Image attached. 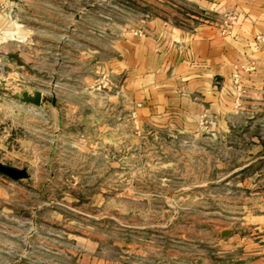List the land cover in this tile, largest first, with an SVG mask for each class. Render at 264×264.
<instances>
[{
	"label": "rangeland",
	"instance_id": "obj_1",
	"mask_svg": "<svg viewBox=\"0 0 264 264\" xmlns=\"http://www.w3.org/2000/svg\"><path fill=\"white\" fill-rule=\"evenodd\" d=\"M177 7L203 16L185 0H0L15 63L0 68V165L26 172H0V264H239L264 248V117L237 112L225 132L131 107L126 43ZM208 17L231 34L234 10ZM35 90L38 106L20 101Z\"/></svg>",
	"mask_w": 264,
	"mask_h": 264
},
{
	"label": "crops",
	"instance_id": "obj_2",
	"mask_svg": "<svg viewBox=\"0 0 264 264\" xmlns=\"http://www.w3.org/2000/svg\"><path fill=\"white\" fill-rule=\"evenodd\" d=\"M185 2L197 6L203 16L182 12L180 7L170 16H148L142 37L126 43L125 88L133 100L131 107L142 120L196 122L204 115L225 132L231 128L229 118L237 112L247 113L254 107L252 113L264 117V47L256 46L252 38L264 33V0ZM228 10H234L235 23L231 34L221 35L220 24L210 22L208 14L220 15ZM15 49L12 55L16 63H21L22 56ZM8 55L5 42L0 41V68L15 64ZM247 63L253 68L238 71L241 99L239 107L234 108L236 92L230 73L233 65ZM243 256L246 258H240L239 264H264V248L253 247Z\"/></svg>",
	"mask_w": 264,
	"mask_h": 264
},
{
	"label": "water",
	"instance_id": "obj_3",
	"mask_svg": "<svg viewBox=\"0 0 264 264\" xmlns=\"http://www.w3.org/2000/svg\"><path fill=\"white\" fill-rule=\"evenodd\" d=\"M19 97H20L21 102L23 101L26 103H31L34 106H38L41 100L40 91L38 90L32 91L30 94L26 92H22ZM0 172L5 174L6 176L8 175L12 179H18V178L24 177L26 173L25 170L24 171L18 170L13 167H9V166L5 167L1 165H0ZM226 233L228 234L229 232L223 231L221 235L226 234Z\"/></svg>",
	"mask_w": 264,
	"mask_h": 264
},
{
	"label": "built area",
	"instance_id": "obj_4",
	"mask_svg": "<svg viewBox=\"0 0 264 264\" xmlns=\"http://www.w3.org/2000/svg\"><path fill=\"white\" fill-rule=\"evenodd\" d=\"M234 16H232L231 18H233ZM225 23V22H224ZM224 30H220V34L223 35ZM253 41L255 43L256 46H259L261 48L264 47V33L263 34H256L253 37ZM253 68L252 63H247L246 66H238V70H243V71H247ZM238 70H234L231 74H232V79L233 82H237L239 80L240 74H238Z\"/></svg>",
	"mask_w": 264,
	"mask_h": 264
}]
</instances>
